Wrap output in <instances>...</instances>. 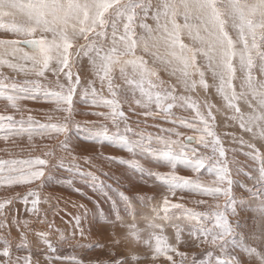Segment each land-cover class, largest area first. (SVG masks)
Wrapping results in <instances>:
<instances>
[{"label":"snow or ice","instance_id":"6c2138e0","mask_svg":"<svg viewBox=\"0 0 264 264\" xmlns=\"http://www.w3.org/2000/svg\"><path fill=\"white\" fill-rule=\"evenodd\" d=\"M149 19L154 25L147 23ZM0 29L24 37L0 40V66H7L25 77H35L8 82L7 76L0 75V99L20 110V101H36L43 97L46 102L56 105V111L66 113L62 119L50 117L43 124L31 115L27 119L21 116L19 120L11 115H0V131L7 133L4 139H8V135L27 134L31 139L33 134H64L65 139L59 146L68 151L71 159L60 157L52 167L64 168L67 164L68 171L82 174L94 190L102 192L110 200L112 222L125 226L129 239L151 248L153 261L164 256L171 264H176L169 252L185 257V253H177V249L160 234L167 221L175 228L177 242L186 227L189 237L195 240L202 238V243L211 246L212 250L203 253L202 258L197 259L193 255L192 264H244V257H247L248 264H264V250H261L264 248V152L251 142L264 141V0H0ZM185 38L190 43H185ZM138 49L150 54L153 64L159 63L165 71H170L177 84L187 92L195 90L197 85L209 89L205 76L207 72L211 73V87H215L222 97L224 107L232 111L231 119L238 121L240 128L251 134V140L240 138L239 141L249 149L243 154L252 162L250 170L245 172L239 161L233 160L232 163L237 174L253 181L251 187L241 185L248 197L246 200L241 198L239 202L253 212L258 231H238L240 223L233 224L229 219L230 215L237 214L238 200L232 189L239 181L232 178L226 149L212 128L216 106L204 101L205 115L198 100L190 95L175 94L176 87L166 86L156 68L150 67L143 56L137 55ZM85 59L95 79L82 82L81 62ZM117 70L118 77L114 76ZM255 72H259V78ZM48 74L55 78V88H45L40 83V78L47 79ZM153 78L158 83H153ZM96 79L101 85L99 91L95 87ZM116 79L131 86L128 90L133 94L139 89L141 98L135 103L145 109V117L169 120L174 107L193 110L195 116L191 122L181 117L172 119L171 123L192 129L198 135L186 136L182 140L179 137L183 133L168 128L161 131L171 135L153 137L151 133L140 131L135 133L136 139L128 136L134 130L118 98V92L126 96L128 90L115 83ZM237 79L240 80L239 91L233 83ZM105 86L111 98L104 94ZM77 95L93 106L109 109L91 114L110 120L115 128V132H110L105 123L89 122L85 127L90 140L112 141L133 157L162 162L171 169L162 173L145 168L137 159L120 160L133 174L139 173L142 180L148 177L160 182L173 195L177 190L212 197L223 195L226 198L223 208L217 204L206 212H197L181 204H171V209L182 210V215L176 216L170 212L169 200L165 196L162 208L157 203L150 213L145 214L138 204L147 206L152 197H129L118 188L115 190L116 198L108 196L103 181L97 183L98 177L93 172L83 173L77 157L72 156L69 149V121L75 111L73 105ZM241 102L247 106V111L241 109ZM153 104L158 111L151 110ZM76 127L80 129L81 126L77 124ZM173 135L177 139H173ZM186 141H195L204 149H211V154L201 152L198 147H190ZM48 163L47 159L38 156L19 161L0 160V186L28 185L40 180L45 177ZM178 166L191 170L193 175H178ZM205 175L215 179L206 182L201 179ZM15 199L22 200L26 206L30 202L32 208L29 210L37 211L39 194L36 191L29 189L18 193ZM12 202L11 199L0 202V217L5 220V206ZM198 203L205 204L206 201ZM98 211L103 214V210ZM74 220L75 229L71 237L61 233V241L75 239L76 230L81 237L84 236L80 227L81 217L76 216ZM179 221L184 222L183 227ZM13 223L19 225L15 218ZM141 223L146 226L144 229L140 227ZM2 227L6 225L0 223ZM144 233H147V239L143 238ZM38 235L47 246L48 261L83 264L75 257L56 255L58 249L53 246L48 233ZM0 243L3 244L0 264H33L32 250L24 232H21L20 243L15 247L17 251H29V255L13 259L11 242L0 237ZM130 259L138 261L140 257L133 255ZM111 264H128V258L113 260ZM181 264H184L183 260Z\"/></svg>","mask_w":264,"mask_h":264},{"label":"rangeland","instance_id":"374dc122","mask_svg":"<svg viewBox=\"0 0 264 264\" xmlns=\"http://www.w3.org/2000/svg\"><path fill=\"white\" fill-rule=\"evenodd\" d=\"M233 37H235V35H233ZM1 38L2 39L4 38V40H17V39L19 40L20 38L22 39V36L11 33V34H4L1 36ZM81 42H83V41H81ZM188 42L190 43V41L186 38L185 43H188ZM148 56H150L152 58V56L150 54ZM85 63H86V61H84V60L81 62V65L83 68V71H81V73H80L81 77H83V75L85 74V70H86L85 69ZM0 68H1L0 69V75L7 76L9 78L8 82L23 81L24 79H35V77H31V76L25 77L24 74L19 73V72H17L18 75H16L12 72V70H10V71H9V69L7 70V68H8L7 66H0ZM160 72L162 73V78H163V79L160 78V80L165 81L166 86H175V87L180 86V85L177 86L178 85L177 83H174V84L171 83L172 81L173 82H177V81H175L176 78L173 75H171L170 71L169 72L166 71L168 73V75L166 74L164 68H162L160 70ZM169 74H170V77H169ZM254 74L257 75V77L259 78V76H260L259 72H255ZM237 75L239 76L240 73L238 72ZM238 80L239 79L234 80V82H233L234 85L236 86L237 91L240 90L239 86H238L239 84H237V83H240V80L239 81ZM54 81H55V78L52 77L51 74H48L47 79L40 78V83L45 88H48L49 86H51L52 88H55ZM82 81H83V78H82ZM153 81H154V83L155 82L158 83V81H156L155 78H153ZM212 81H213V79H212ZM95 87L97 88L98 91L101 89V85H100L99 81L97 82ZM180 88H183V87H180ZM212 88H213V90L215 89V87H212ZM104 89H103V92H104ZM199 89H200V91H198L199 93L202 92L205 95V97H206V95H208V93H207L208 89L206 91H204L205 89H203L201 86L199 87ZM105 93L106 92H104V94ZM199 93H197V91H195V90H192L191 92H187L185 90L179 91L178 88H176L175 94H177V95H179V94L190 95L193 99H196V100L198 99V101H199V97H196V96H198ZM120 95H121V93L118 92V98H120ZM214 95L218 99L217 100L218 102L223 100L222 97L216 92V89L214 90ZM109 98H111V97L109 96ZM122 98H123V102L121 101L122 110L125 111V108L126 107L128 108L127 110L129 111V113L127 112V114H128L127 117H129L128 118L129 124L132 121L130 127L134 131L129 132V134H131V133L133 134V135L131 134V137L133 136V137L137 138L134 135L136 132H140V131H143L146 133L147 132L151 133L152 131H154L151 133L152 135L154 134L153 137H155L156 135L162 136L163 134L164 135H171L170 133H165V132L161 131V129H163V128L164 129L175 128L176 131L183 133V136L179 137V139H182L187 134L198 135V133L194 132L192 129L181 126L179 124L174 125L171 123L172 119L184 117L183 114H180L179 112H177V110L179 111V109H178L179 106L174 107L172 109L173 115L171 117H169V120H165L163 117H160L159 119H157L154 116L145 117L143 115V112L145 111V109L143 107H141V105L136 104V106L138 107V110H140V113L135 112L133 110V108L131 107L132 104L129 103L131 101L124 99L125 98L124 95L123 96L121 95L120 100H122ZM40 99L42 101L41 103L44 104V105H42V107H43L42 110L37 109V107H36L38 100H36V101H33V100H22V101H20V107L25 108L27 111L14 109L10 106V104L6 100L0 99V115H5V116L11 115L16 120H19L21 118V116H23L25 119H27V117L29 115H31L35 121H37L41 124L46 123L50 117L53 120H55L58 118L62 119L66 115V113H63V112H58L57 114H55V112H57L55 110L56 105L53 103H50V102H46L43 97H41ZM208 99H209V97H208ZM81 100H83V99L81 97H79V101H81ZM204 100L206 101L207 98L206 99L204 98ZM208 102L212 103V100H208ZM80 104L82 105L81 102H80ZM45 105H47V106H45ZM49 105H50V107H48ZM81 105H78V106L81 107ZM37 106H39V105H37ZM27 107H28V109H27ZM81 108L84 109V110L81 109V112H83V114L87 113V115L91 116V112H92L94 106L88 105V106H83ZM100 109L104 110L103 112L109 111V109H107V108H100ZM181 109H183V108H181ZM241 109L243 111H247V106L244 105L242 102H241ZM28 110L30 111V114H27ZM151 110L153 112L158 111V109L155 108L154 104L152 105ZM188 110L191 111L190 113H193V110H191V109H188ZM201 111L204 113L203 110H201ZM36 112H38L41 115L43 113H52V116H45L42 119H40L39 118L40 115H38ZM178 113H179V115H178ZM226 114L227 113H225V115H223V114L220 115V118L216 117L215 120L213 122H211V124H212L213 131L220 138V141L222 142L224 148L226 149V159L228 161L229 167L232 169V178L236 181H239V183L233 185V189H232L234 194L237 197V200H238L237 208H236L237 214L235 216L230 215L229 219H230V221L233 222V224H235L237 221L240 223L241 227L238 229V231H242L245 233H249V232L254 231V230L258 231V224L255 223L253 220V212L249 209V207L246 204H241L239 202L241 198L246 200L248 197V193L245 191L244 187H242L241 185H246L247 187H251L253 181L250 180L245 175L237 174L235 171L236 166L232 163L233 160L238 161L240 156L243 155V157H244V159H242L243 163H239V164H240V166H242L244 168L245 172L250 170V166H251L252 162L243 154L244 152L249 151V149L246 146L241 145L239 141H240V138H243L245 141L251 140V134H249V133L245 132L243 129H241L238 121H234V122L231 121V122H229V124H227L225 122V120L228 119V114L227 115ZM77 115H78V113H75V111H74L73 116H77ZM139 115H140V117H139ZM73 116H72V118H75ZM222 116H224L226 118H224ZM98 117H99V119L89 118V119L83 121L82 122L83 124L80 125L81 126L80 129H85V125L89 124V122H95L96 124L105 123L108 125L110 132L111 131L115 132V128L112 126L110 120H104V118L102 119L101 116H98ZM185 118H187L186 115H185ZM187 119H188V122L192 121L189 118H187ZM155 120L158 122H156ZM223 121L225 123H223ZM235 122H236V124H235ZM135 123L138 124L139 126L135 125ZM139 123H141V124H139ZM69 124H70V121H69ZM224 125H226V126H224ZM142 126H145V127H142ZM150 127H152V128H150ZM154 128H156V129H154ZM122 130H123V123H121V131ZM159 130H160V132H159ZM6 134L7 133L0 131V160H18L19 161V160H25V159H33V158L38 156L41 159H47L49 161L48 165H46V167H45V174L47 176L50 172H52L54 174L55 178L56 177L57 178L62 177V176H59V173H57L59 169H57V167H52V165L54 163H57L59 161L60 157H64V158L65 157L66 158L71 157V156H69L68 151H65L63 148H61L59 146L60 141L56 142V144L54 141H52V140L56 141L58 139H61L62 134H56V136H54L53 138H51L52 137L51 134H54V133L45 134L44 137H42V135L40 136V135L34 134V136L33 135L31 136V139H29V136L27 134L24 136H22V135L21 136L20 135H8V139H4L3 137ZM47 135H50V138H48ZM246 135H248V136H246ZM172 138L177 139V137L174 135L172 136ZM38 139H40V140L38 141ZM81 140H83V141L81 142ZM81 140L79 142L74 143V144L72 143L74 145L73 147H76V146L80 147L81 146L80 143L85 144V145H90V143L91 144L96 143L93 146L94 148H96L95 149V155H97V151H99L100 146H101V148H102V146H104V148L107 150L109 149V150L115 151L114 153L117 155V158H119V159L120 158H124V159L126 158V160H129V159H127L129 157V155H128L129 152L125 148H122V147L116 145L112 141L105 140V141L99 143V142H95V141L90 140L88 136H84ZM251 142L255 143L256 147L259 148L262 152H264V141L252 140ZM69 143H71V142H69ZM188 145L190 147H198L201 152H204L206 154H209V155L211 154V149H204L202 146L196 144V142L192 143V144H188ZM12 147H13V149H12ZM71 147H72V145L69 147L70 151L72 152L71 155H77V152H76L77 149L71 148ZM7 149L14 150L13 154H11V152H9ZM233 149H235V151H233ZM107 150L106 151L104 150V152L106 154H107ZM16 152H17V154H16ZM90 152H92V151H89V153L84 154L85 158H88L87 155L93 154V152L92 153H90ZM46 153H51V155H45ZM80 153H83V152H80ZM134 159H136V158H134ZM138 160H140V162L145 166V168H151L153 171H159V172L167 173L168 171L171 170L169 166L163 164L162 162H159V163H161V164H159L157 161H153L150 159L151 161H153V163H149L148 162L149 159H143V158H140ZM240 162H242V161H240ZM91 166H96V165L93 164ZM125 166L129 170V177H130L129 182H128L129 183V197H134V196L136 197V195H137V196H148V197L153 198L147 206H143V205L138 204V207H141L142 212L145 214H147V212L148 213L151 212L152 206L158 202H161V201H162V204H161V208H162L163 207V198L166 196L167 192L169 193V194L167 193V195H168L167 198L169 200V207L171 204H181L184 206V208H187V209H192V210H195L197 212H206L209 210L210 207L214 208L217 204H219L221 208H223V206H224L226 198L223 195H221L219 197H212V196L201 195L200 193H197V192H190L188 190H184V191L177 190L175 195H173L160 182L154 181L153 179L148 178V177H144L142 180L141 175L139 173L133 174V171L129 168V166L126 164H125ZM68 167H69V165L65 169H63L64 175L68 174V176L73 177V171H68L67 170ZM113 168L117 169V166H114ZM98 169L101 170L102 168H98ZM107 169L110 170V168H107ZM49 170H51V171H49ZM160 170H162V171H160ZM176 171H177L178 175H185V176H191L192 175L191 170L185 169L183 166H178ZM201 179L206 181V182H211L212 180L215 179V177L205 175V176L201 177ZM41 184H42V182L39 185L42 186ZM70 184H73V182ZM144 184H146V185H144ZM152 184H153V187H152ZM5 187H7V186H5ZM19 187L20 186H11L10 191L8 192V190H6L7 194L4 195L3 197L0 194V202H3V201L8 200V199H11L13 201L11 203L12 205L7 204L5 206L6 211H7L6 215L7 216L9 215L7 217V219L5 220L4 217H0V219L3 221V224H4V221H6L8 223V224H6V227L0 228V237L8 239L11 242V244L13 245V247H12L13 259H15L16 257H23L26 255H29V251H27V250L17 251L16 247H15L17 244L20 243L21 232H24L27 236V239H28V247H29V249L32 250L33 264H35L36 261H38L39 264H70V261H62V260H53L51 262L48 261L47 256L49 253L46 250L47 246L43 243V241L40 245H36V244H33L31 240H29L31 235L37 236L39 233H48V237H49L50 241L53 243V246L58 249L56 255L63 256V257H75L76 260L82 261L83 264H100L101 261H103L104 264H111V261L119 260L121 258H128V264H171V261H168L167 258L164 256H161V257L157 258L155 261H153L151 248H149L146 244H144L142 242L137 243V242L129 239L128 238V232H127L128 229H125L124 227H122V225L120 227L119 226L117 227L115 225L114 226L109 225L110 223H108L107 221L102 219L103 218L102 214L97 215L99 217V219H95L94 223L93 222L87 223L84 220L86 222V224L84 226L82 224V227L80 226L84 230V236L83 237H81L79 235V230H77L75 239H69L66 241H61L60 240V234L61 233H63L66 237H71V235L73 233V231L69 232V230H66L67 227L65 225L64 226H63V224L60 225L61 223H64L63 221L56 219V217L58 216V212L62 210V207L58 206L59 208L55 207L52 210H50L51 208H44L43 209L40 205V203L43 201V198H39V203L36 206L37 211L36 212L30 211L29 209L32 208V205L30 202L26 206L22 200L15 199V197L18 193H25L24 188H19ZM89 187H90V189L92 188L91 185H89ZM147 188H150L153 190H150ZM16 189H18V190L16 192H13ZM76 189L77 188H75V190ZM51 193L52 194H50V198L52 200L62 201L63 199H66L65 202L67 200H69L71 202V198H66V197L64 198L63 195H59V194L57 195V193H55L53 191ZM192 196H194V197H192ZM156 199H158V200H156ZM170 200L173 202H170ZM201 200L206 201V203L205 204L198 203ZM76 205H78V204H76ZM79 208H81L80 211H83L82 212L83 215L88 214L87 209H83L80 206H79ZM170 212L175 213L176 216L182 215V210L171 209V207H170ZM161 215H163V212H161ZM90 217H91V215L89 214L88 217H86V220H88V218L90 219ZM13 218H15V220L19 222L18 226H17V224L13 223ZM157 222H159V221H157ZM25 223H26V226H25ZM179 223L181 224L182 227L184 226L183 221H179ZM99 225L103 226V228L106 230L105 233H104L103 228L100 227ZM140 227L142 229H144L146 226L143 223H141ZM160 234L166 238L167 243L169 245H172L177 249V253H179V252L185 253V257H181L180 255H178L176 253H172V252L168 253V255H171L173 257V259L176 261V264H181L182 260L184 261V264H192L193 255H195V257L197 259H200V258H202L203 253L207 252L208 250H212L211 246L209 244H205V243L201 242L202 238H201V240H195L194 238L189 237L188 236V229L186 227H185V231L181 235L180 241L177 242L176 238H175V228L172 227L171 225H169L167 221L164 222V227L161 230ZM143 238L147 239V233H144ZM153 243H154V241H153ZM2 248H3V244L0 243V250H2ZM261 250H264V248H261ZM133 255L140 257V259L138 261L131 260L130 257ZM0 259H3L2 255H0ZM243 259H244V264H248L247 257H244ZM253 264H258V262H253Z\"/></svg>","mask_w":264,"mask_h":264},{"label":"bare ground","instance_id":"6f19581e","mask_svg":"<svg viewBox=\"0 0 264 264\" xmlns=\"http://www.w3.org/2000/svg\"><path fill=\"white\" fill-rule=\"evenodd\" d=\"M147 23H149V24H153L154 25V22L151 20V19H149L148 21H147ZM137 32L138 33H142V30L141 29H137ZM4 34H11V32H9V31H5V30H3V29H0V40H4V38L2 39L1 38V36L2 35H4ZM13 34V33H12ZM234 35V34H233ZM24 37H22V39H23ZM235 38V37H234ZM21 39V38H20ZM18 40V39H17ZM185 42H186V38H185ZM189 43V42H188ZM137 55H141V56H143L144 57V59L148 62V65L150 66V67H154V68H156V70H157V72H158V75H159V78H162V73L160 72V70L163 68V66H161L159 63H156V64H153V58H151L150 56H148L149 54L148 53H145V52H143L142 50H140V49H138L137 50ZM84 61H86V63H85V74L83 75V81H86V80H90V79H95V77L93 76V74H92V70H91V66L90 65H88V63H87V60H84ZM198 62L199 63H201V64H203V61L202 60H198ZM1 69V68H0ZM9 69V71L10 70H12V69H10V68H7V70ZM12 72L14 73V74H16V75H18L17 74V71H14V70H12ZM166 72V71H165ZM167 72H169V71H167ZM166 72V74L168 75V73ZM8 73V72H7ZM114 76H116V77H118L119 76V71L117 70L115 73H114ZM169 77H170V74H169ZM175 77V76H174ZM176 78V77H175ZM205 78H206V80L208 81V83H209V85H210V87H209V89H208V91H207V93H208V95H206V97H205V95L201 92V93H199L198 91H200V89H199V85H197V88L195 89V91H197V93H199L198 94V96H196V97H199V101L198 102H200V104H201V110H203L204 111V113H205V115H207V108H205V107H203V103H204V98L206 99L207 98V100L206 101H208V100H212V103L211 104H214L216 107L213 109V116L216 118V117H218V118H220V115H225V113H227L228 114V119L227 120H225V122L227 123V124H229V122H231V121H233L234 122V120H232L231 119V116H232V111L231 110H229V109H227V108H225L224 107V101L222 100V101H220V102H218L217 100V98L215 97V95H214V90H213V88L211 87V85L213 84L212 82V76H211V73L210 72H207L206 73V76H205ZM163 79V78H162ZM197 79H198V77H197ZM166 80V79H165ZM82 81V82H83ZM99 80L98 79H96V82H95V85L97 84V82H98ZM172 81V80H171ZM175 81H177L176 79H175ZM239 81V80H238ZM236 82V81H235ZM115 83H117V84H120L121 85V88L122 89H124V90H128V89H130V87L131 86H129V85H126V84H124V82H123V80H121V79H116L115 80ZM153 83H154V81H153ZM156 83V82H155ZM171 83H177V82H171ZM237 84H239L240 85V83H237ZM172 85V84H171ZM176 85V84H175ZM238 85V86H239ZM177 86H179V84L177 85ZM147 84H145V88L147 89ZM180 87H182L181 85L179 86V87H176V88H178V90L179 91H182V90H184L183 88H180ZM105 89H104V92H106L105 93V95H107V96H110V94H108V92H107V87L105 86L104 87ZM238 88V87H237ZM199 89V90H198ZM204 91H206V90H204ZM123 96V95H122ZM208 97H209V99H208ZM75 99H74V110H75V113H78V115L77 116H73V117H75V118H72L71 119V121H70V128H71V131L68 133V136L70 137V139H69V142H71V143H69V147L72 145V147L71 148H76L77 149V155H72V156H75V157H77V163L79 164V166H80V169H81V171L83 172V173H87V172H93L94 174H95V176L96 177H98V181H97V183H99L100 181H103V183H104V185H105V191L108 193V196H110V197H112V198H116V189L118 188L119 189V191H121V192H123L125 195H127V196H129V170L127 169V167L125 166V164H121L119 161L120 160H125V161H127L126 160V158L124 159V158H117V155L114 153L115 151H113V150H107V149H105L104 148V146H102V148H101V146H100V149H99V151H97V155H95V149L96 148H94L93 146L96 144H91L90 143V145H85V144H81L80 143V147H78V146H76V147H73L74 145V143H76V142H79L84 136H88L89 137V135H90V133L87 131V128L85 127V129H77V127H76V125L77 124H79V125H82L83 123V121H85V120H87V119H89V118H91V119H93V118H97V119H99V117L97 116V115H92L91 114V116H89V115H87V113H84L83 114V112H81V109L82 110H84L83 108H81V107H83V106H88V105H90L91 106V104L89 103V102H86V101H84V100H81V101H79V95H77L76 97H74ZM141 98V94H140V92H139V89H136L135 90V93L133 94V92L132 91H130V90H128L127 91V95L125 96V98L124 99H126V100H129V101H131V102H129V103H131L132 104V108H133V110L135 111V112H139L140 113V110H138V107L136 106V103H135V100L136 99H140ZM77 99V100H76ZM119 99H121V95H120V98ZM198 100V99H197ZM122 102H123V98H122V100H121ZM42 101H41V99H39L38 100V103H37V105H39V106H37L36 105V107H37V109H40V110H42V105H44L43 103H41ZM80 102L82 103V105L80 104ZM125 102V101H124ZM127 103V102H126ZM125 103V104H126ZM78 105H81V107H79ZM45 106H47V105H45ZM78 106V107H77ZM93 106V105H92ZM48 107H50V105L48 106ZM100 108H102V107H100ZM99 107H96V106H94V108H93V110H92V112L91 113H95V112H103L104 110H102V109H100ZM27 109H28V107H27ZM128 108L126 107L125 108V111H124V113H125V115L126 116H128V114H127V112L129 113V111L127 110ZM178 109H179V111L177 110V112H179L180 114H183L184 115V117H185V115H186V117L187 118H189V119H191L192 120V117H194L195 116V112L193 111V113H190L191 111L190 110H188L187 108H183V109H181V107H178ZM217 109H219V111H217ZM20 110H26L25 108H21L20 107ZM80 110V111H79ZM132 110V109H131ZM27 111V110H26ZM59 111H57V112H55V114H57ZM131 112V111H130ZM188 114H187V113ZM38 115H40V119H42L43 117H45V116H52V113H43L42 115L41 114H39L38 112H36ZM42 113V112H41ZM179 113H178V115H179ZM27 114H30V111L28 110V113ZM54 114V113H53ZM54 114V115H55ZM226 114V115H227ZM57 116V115H56ZM59 116V115H58ZM138 117V116H137ZM139 117H140V115H139ZM142 117V116H141ZM175 117V116H174ZM181 117V116H180ZM222 117H224V116H222ZM101 118V117H100ZM129 118V117H128ZM224 118H226V117H224ZM102 119H103V117H102ZM177 119V118H176ZM90 121V120H89ZM152 121V120H151ZM156 121V120H155ZM47 122H48V120H47ZM156 122H158V121H156ZM163 122V121H162ZM211 122H213V121H211ZM216 122V121H215ZM220 122V121H219ZM224 121H223V123H225ZM128 123H129V121H128ZM131 123H132V121L130 122V124L129 125H131ZM154 123V122H153ZM74 126H73V125ZM85 124V123H84ZM100 124V123H99ZM139 124H141V123H139ZM147 124V123H146ZM235 124H236V122H235ZM135 125H138V124H136L135 123ZM151 125V124H150ZM154 125V124H153ZM232 125V124H231ZM230 125V126H231ZM139 126V125H138ZM182 126V125H181ZM224 126H226V125H224ZM136 127V126H135ZM142 127H145V126H142ZM155 127V126H154ZM229 127V126H228ZM73 128V129H72ZM83 128V127H82ZM147 128V127H146ZM150 128H152V127H150ZM136 129V128H135ZM148 129V128H147ZM154 129H156V128H154ZM153 129V130H154ZM164 129V128H163ZM232 129V128H231ZM240 129V128H239ZM73 130V131H72ZM144 130V129H143ZM151 130V129H150ZM123 131V130H122ZM112 132V131H111ZM152 132H154V131H152ZM151 132V133H152ZM157 132V131H156ZM159 132H160V130H159ZM242 132V131H241ZM146 133V132H145ZM147 133H150V132H147ZM244 133V132H243ZM56 134L57 133H54V134H51L52 135V137L51 138H53L54 136H56ZM132 134V133H131ZM131 134H127L128 136H130L131 137ZM160 134V133H159ZM24 135H26V134H23L22 136H24ZM36 135H39V134H36ZM35 135V136H36ZM133 135V134H132ZM154 135V134H153ZM164 135V134H163ZM162 135V136H163ZM193 134H187L186 136H192ZM21 136V135H20ZM33 136H34V134H33ZM41 136V135H40ZM45 135H42V137H44ZM48 136V138H50V135H47ZM135 136V135H134ZM157 136V135H156ZM186 136H184V137H186ZM246 136H248V135H246ZM184 137L182 138V139H184ZM47 138V139H48ZM132 138L133 139H136L135 137H133L132 136ZM27 139V138H26ZM42 139V138H41ZM65 139V136H64V134H62V137H61V139H58V140H52V141H54L55 142V144H56V142H61L62 140H64ZM15 140V139H14ZM40 139H38V141H39ZM46 141V140H45ZM83 140H81V142H82ZM48 142V141H47ZM187 142V141H186ZM18 143V142H17ZM21 143V142H20ZM73 143V144H72ZM99 143H101V142H99ZM153 143V145H155V141H153L152 142ZM188 144H192V143H195V141H191V142H187ZM54 144V145H55ZM233 144V143H232ZM58 145V144H57ZM100 145V144H99ZM27 148V147H26ZM62 148V147H61ZM12 149H13V147H12ZM10 150V149H7L9 152H11V154H13V151L14 150ZM70 149V148H69ZM104 150L106 151L107 150V154L104 152ZM58 151V150H57ZM56 151V152H57ZM89 151H92L93 152V154L91 155H87L88 156V159L86 160L85 159V155L84 154H86V153H89ZM74 152V151H73ZM80 152H83V153H80ZM92 152H90V153H92ZM38 153V152H37ZM72 153V152H71ZM16 154H17V152H16ZM15 154V155H16ZM36 154V153H35ZM129 155V157L127 158V159H129V160H131V159H134V158H136L137 160L138 159H140L141 157H139V156H136V157H133L132 156V154L131 153H129L128 154ZM127 155V156H128ZM20 156V155H19ZM25 156V155H24ZM23 156V157H24ZM27 156V155H26ZM33 156V155H32ZM36 156V155H35ZM46 158V157H45ZM65 159L66 160H70L71 159V157H65ZM232 159V158H231ZM238 159V158H237ZM242 159H244V157H243V155H241L240 156V158H239V163H243V160ZM55 161V160H54ZM90 161V162H89ZM240 161H242V162H240ZM148 162L149 163H153V161H151L150 159L148 160ZM54 163V162H53ZM95 164L96 166H91V165H93V164ZM159 163V162H158ZM159 164H161V163H159ZM121 165V166H120ZM158 165V164H157ZM163 165V164H162ZM68 165L67 164H65V167L64 168H58L57 167V169H59L58 170V172L57 173H59V176H62V177H54V174L52 173V172H50L49 174H48V176L46 175L45 177H42L40 180H37V181H32L30 184H28V185H19L20 187L19 188H24V191L25 192H27L29 189H32V190H34V191H36L38 194H39V198H43V201L40 203V205H41V207L44 209V208H51L50 210H52L53 208H55V207H62V210L61 211H59L58 212V216L56 217V219L57 220H61V221H63L64 223H61L60 225H62L63 224V226L65 225L67 228H66V230H69V232H72V231H74V229H75V220H74V217H76V216H80L81 217V227H82V224H83V226L86 224V222L87 223H89V222H93L94 223V220L95 219H99V217L97 216V215H101L102 213L100 212V211H98V210H103V214H102V219H104L105 221H107L108 223H110L109 225H115V226H121V224L119 223V222H117V223H113L112 222V217H111V214H110V208H111V203H110V200L102 193V192H100V191H96V190H94L93 188H91L90 189V187H89V183L88 182H86V179H85V177L82 175V174H79V173H76L75 171H73V177L72 176H68V174L67 175H64V171H63V169H65L66 167H67ZM114 166H117V169L116 168H113ZM154 166V165H153ZM46 167V166H45ZM50 167V166H49ZM98 168H102L101 170L100 169H98ZM107 168H110V170H108ZM166 168V167H165ZM51 169V168H50ZM164 169V168H163ZM156 170V169H155ZM166 170V169H165ZM183 170V169H182ZM49 171H51V170H49ZM160 171H162V170H160ZM164 171V170H163ZM55 172V171H54ZM165 172V171H164ZM169 172V171H168ZM163 173V172H162ZM193 175V174H192ZM51 178V179H50ZM76 178V179H75ZM137 180V179H136ZM68 181H71V183L73 182V184H70ZM42 182V186H40L39 184ZM45 183V184H44ZM131 184V183H130ZM144 185H146V184H144ZM34 186V187H33ZM143 187V186H142ZM141 187V188H142ZM152 187H153V184H152ZM18 188V189H19ZM75 188H77L76 190H75ZM10 189H11V187H5V186H0V194H1V196L3 197L4 195H6L7 194V191L6 190H8V192L10 191ZM18 189H16L15 191H13V192H16ZM147 189H150V188H147ZM150 190H153V189H150ZM149 190V191H150ZM55 192V193H57V195L59 194V195H63L64 196V198L66 197V198H71V202L69 201V200H67L66 202H65V200L66 199H61L62 201H55V200H52L51 198H50V194H52L51 192ZM155 191V190H154ZM153 193V192H152ZM168 193V192H167ZM167 193H166V196H168L167 195ZM9 194V193H8ZM169 194V193H168ZM179 194V193H178ZM137 196V195H136ZM135 197V196H134ZM184 197V196H183ZM192 197H194V196H192ZM53 198V197H52ZM56 198V197H55ZM171 198V197H170ZM197 198V197H196ZM204 198V197H203ZM30 199H32V198H30ZM156 200H158V199H156ZM181 200V199H180ZM170 202H173V201H171L170 200ZM20 203V202H19ZM156 203V202H155ZM160 205L162 204V201L161 202H158ZM76 204H78V205H76ZM157 204V203H156ZM12 205V204H11ZM81 205H84L85 207H83V209H87V211H88V214H86V215H83L82 214V212L83 211H80V209L81 208H79V206H81ZM155 205V204H154ZM58 207V208H59ZM17 209V208H16ZM61 209V208H60ZM54 211V210H53ZM7 212V211H6ZM150 213V212H149ZM91 215V217H90V219L88 218V220H86V217H88V215ZM147 214H148V212H147ZM7 216V215H6ZM9 216V215H8ZM7 216V217H8ZM15 216V215H14ZM94 218V219H93ZM9 219V218H8ZM22 220V219H21ZM86 222H85V221ZM0 223H3V221L0 219ZM4 224L6 225V224H8L6 221H4ZM89 225V224H88ZM94 225V224H93ZM92 226V225H91ZM100 227H102L103 228V226L102 225H99ZM112 227V226H111ZM122 227H124L125 229H127L125 226H123L122 225ZM23 229V228H22ZM122 229V228H121ZM103 230H104V233H105V229L103 228ZM77 231V230H76ZM117 231V230H116ZM119 232V231H118ZM128 232V231H127ZM12 235V234H11ZM29 240H31L32 241V243L33 244H36V245H40L41 243H42V240L40 239V237H39V235H31L30 236V239Z\"/></svg>","mask_w":264,"mask_h":264}]
</instances>
